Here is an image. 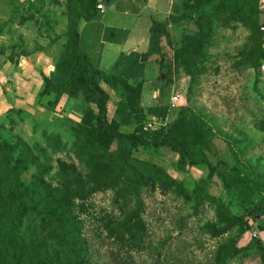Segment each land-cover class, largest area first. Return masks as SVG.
Wrapping results in <instances>:
<instances>
[{"label": "rangeland", "instance_id": "1", "mask_svg": "<svg viewBox=\"0 0 264 264\" xmlns=\"http://www.w3.org/2000/svg\"><path fill=\"white\" fill-rule=\"evenodd\" d=\"M185 3L186 17L166 25L160 52L144 55V81L105 72L99 82L113 128L151 140L173 128L191 158L205 163L181 170L167 146L135 149L99 133L98 108L79 75L58 100L35 96L0 116V144L16 150L13 162L29 157L24 185L41 167L56 197L83 193L74 207L95 258L100 248L141 264H264V58L259 66L250 58L257 33L264 43V0ZM92 10L89 0H0V73L26 74L38 85L47 77L50 88L59 87L74 69L69 29ZM41 103L47 110L39 119L33 113ZM50 207L32 206L17 229L0 226V264H22L44 248L53 258L90 264L79 242L65 251L54 238ZM237 216L244 223L230 220ZM227 243L237 251L222 252Z\"/></svg>", "mask_w": 264, "mask_h": 264}, {"label": "trees", "instance_id": "2", "mask_svg": "<svg viewBox=\"0 0 264 264\" xmlns=\"http://www.w3.org/2000/svg\"><path fill=\"white\" fill-rule=\"evenodd\" d=\"M115 0H89L93 10L91 13L86 15H78L77 20L72 24L69 29L68 39L69 45L71 47V54L74 57V69L70 77L63 82L59 87L54 89L50 88V80L44 77V88L40 93L41 97H51L56 96L55 100H58L61 96L68 92V89L74 83L76 75H79L83 80L85 86V93L87 94V99L91 103L95 104L98 108V114L96 117L97 130L103 135H109L120 141L127 142L132 148L138 149L141 147H160L167 146L172 151L178 153L179 161L178 166L181 170H184L188 165H199L205 163L206 157H202L199 160H193L191 158L189 150L185 147L183 142L179 137L176 136L173 128L169 130L163 137L151 140L142 134L137 133H122L111 126L108 119V95L105 90L100 85V78L104 76L105 72L96 68L91 62L90 57L82 50L80 46V33L79 24L82 21L90 22L100 16L98 10L99 4L109 5ZM184 14L181 17H172L171 20H183L186 17V3L183 0ZM167 33V26L162 22L153 20L151 28V39H150V49L149 53H158L161 49V39ZM256 40L254 42L252 51L250 53V58H252L256 66L260 65L261 59L264 58V43L261 37V33H257ZM147 52V53H148ZM146 55V54H145ZM117 76V75H115ZM118 79L127 83L128 81L123 77L117 76ZM68 94V93H67ZM49 99L48 103H52L53 99ZM11 109L9 112L14 110ZM20 110V109H19ZM8 112V113H9ZM16 150L7 143L0 144V226L6 227L7 231H11L21 227L23 220L27 215H30V209L32 206L49 204L51 207V215L55 217V222L57 223V238L64 250L74 248L75 245L80 244L81 251L90 254V264H99V260H106V264H141L138 258L132 254L122 253L120 250L108 249L106 252H101L100 248H95L94 257L93 244L87 243L86 240L82 239L80 236L81 229L79 227V222L77 221V215L75 212V201L76 199L82 197L83 193L79 191H67L60 196L56 197L52 191H50L49 185L45 181V177L48 174L43 168H39L33 175L32 181L28 185H24L21 182V175L29 169L32 163H29L28 156L18 155L19 157L15 162L12 160V156ZM151 166V165H150ZM159 171V169H157ZM172 180V179H171ZM173 182H175L173 180ZM119 183L115 181L111 183L108 187L115 188ZM102 188L101 186L90 189V192H94ZM206 193V192H205ZM5 202V204H3ZM36 208V207H34ZM260 212L264 215V204L258 208ZM224 217L227 215L224 213ZM234 222H243V217H231ZM247 223H245L246 226ZM140 226L143 229L144 224L140 221ZM164 250L167 246L163 245ZM92 249V250H91ZM235 250V251H234ZM44 252H40L38 255H28L25 256L24 263L22 264H83L82 260L74 262L64 260L61 258L60 253L59 258H53L49 250L44 248ZM74 251V249H73ZM92 251V252H91ZM221 251L225 254L236 252V245L234 243H227L221 247ZM63 252V251H62ZM91 252V253H90ZM167 252V251H166ZM29 253V252H28ZM30 254V253H29ZM74 254V252H73ZM36 260V261H33ZM16 264H19L18 261ZM143 264H146L143 263Z\"/></svg>", "mask_w": 264, "mask_h": 264}, {"label": "crops", "instance_id": "3", "mask_svg": "<svg viewBox=\"0 0 264 264\" xmlns=\"http://www.w3.org/2000/svg\"><path fill=\"white\" fill-rule=\"evenodd\" d=\"M184 12L183 0H115L105 5L99 18L80 22V46L96 68L128 82L144 81L149 73L144 55L150 49L153 20L169 25L172 17H181ZM2 74L0 116L14 107L26 108L30 98H43L40 96L43 81L38 85L28 81L26 74L11 77ZM8 80L13 81L14 89H10ZM39 107L41 110L37 108L35 112L32 107L27 110L32 109L33 114L42 119L47 107L42 103Z\"/></svg>", "mask_w": 264, "mask_h": 264}, {"label": "built area", "instance_id": "4", "mask_svg": "<svg viewBox=\"0 0 264 264\" xmlns=\"http://www.w3.org/2000/svg\"><path fill=\"white\" fill-rule=\"evenodd\" d=\"M97 8H98L99 12L102 13L105 10V4H103V3L99 4ZM178 100H179V97L176 96L174 98V102H177Z\"/></svg>", "mask_w": 264, "mask_h": 264}]
</instances>
